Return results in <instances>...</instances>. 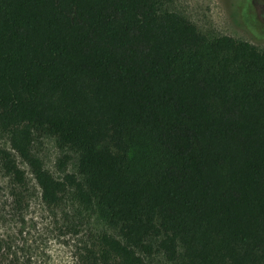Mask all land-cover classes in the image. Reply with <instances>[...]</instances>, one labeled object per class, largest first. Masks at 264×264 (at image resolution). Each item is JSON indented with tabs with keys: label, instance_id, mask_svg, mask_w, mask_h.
<instances>
[{
	"label": "trees",
	"instance_id": "obj_1",
	"mask_svg": "<svg viewBox=\"0 0 264 264\" xmlns=\"http://www.w3.org/2000/svg\"><path fill=\"white\" fill-rule=\"evenodd\" d=\"M234 5L264 37L254 0ZM0 130L13 184L25 162L49 210L71 196L114 231L80 240L76 264H264V50L250 41L160 0H0ZM45 134L75 172L45 167Z\"/></svg>",
	"mask_w": 264,
	"mask_h": 264
},
{
	"label": "rangeland",
	"instance_id": "obj_2",
	"mask_svg": "<svg viewBox=\"0 0 264 264\" xmlns=\"http://www.w3.org/2000/svg\"><path fill=\"white\" fill-rule=\"evenodd\" d=\"M234 1L160 0V8L185 15L210 36L231 35L264 50V37L254 36L241 21L240 10L245 7L242 5L237 11ZM254 2L259 19L264 20V0ZM0 145L9 147L7 135L1 130ZM33 151L56 177L77 170V154L68 148H60L52 135L37 137ZM64 154H69L71 161L62 172L57 162ZM20 166L27 176L23 186L13 184L0 168V235L6 247L2 264H76L74 250L80 240L93 233L114 232L96 210L81 206L71 196L60 207L49 210L28 165L20 161ZM146 260L149 264H171L161 254L146 257Z\"/></svg>",
	"mask_w": 264,
	"mask_h": 264
}]
</instances>
